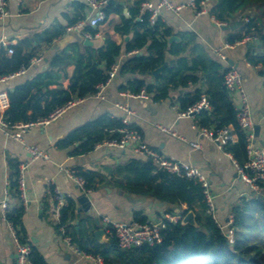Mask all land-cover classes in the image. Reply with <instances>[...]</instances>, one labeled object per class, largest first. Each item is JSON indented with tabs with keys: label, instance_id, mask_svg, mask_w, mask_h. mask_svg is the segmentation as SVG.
Listing matches in <instances>:
<instances>
[{
	"label": "trees",
	"instance_id": "16d2710c",
	"mask_svg": "<svg viewBox=\"0 0 264 264\" xmlns=\"http://www.w3.org/2000/svg\"><path fill=\"white\" fill-rule=\"evenodd\" d=\"M143 1L134 2L129 17L124 15L122 5L108 3L105 7L106 19L101 24L112 14H119L121 22L115 25L114 30L124 37L130 35L129 40L117 43L106 34L99 47L85 45L81 41L69 43L49 59L47 70L35 74L9 91V106L4 119L11 123H26L49 118L68 102L95 94L97 86L107 81L110 71L123 53L146 48L145 54H133L120 64L117 74L133 76L120 89L133 94L145 90L154 101H163L169 98L172 89L187 87L189 83L206 84V89L198 87L181 95L180 111L206 98L211 109L202 110L196 115L198 124L210 129L232 125L238 134V140L227 145L226 150L239 163H244L248 158L246 134L238 125L234 101L224 85V74L229 65L217 57H211L197 41V35L193 31L183 32L178 41L170 42L172 28L160 17L156 24H151L150 12L141 8ZM79 6L84 8L83 4ZM238 12L244 13L238 18V31L233 35L229 34L227 41L234 44L249 36H257L264 49V0H214L213 4H209V13L222 22L234 19L232 15ZM245 15L248 22L244 20ZM83 20L85 16L78 14L70 24L73 26ZM99 26L86 25L82 34L94 36L98 33ZM66 33L67 27L56 25L45 30L41 36H36L35 40L41 37L42 42L50 45ZM10 46L14 49L11 56L6 47L0 46V78L29 67L31 60L40 56L41 47H32V40L29 38ZM168 54L175 59L159 74L153 75V71L167 62ZM247 57L255 66L262 64L260 73L264 75V51L260 54L249 52ZM71 65H74V71L65 88L60 82V71L65 72ZM148 76H153V82L146 80ZM123 127L125 124L121 118L101 115L66 133L56 141L55 146L72 147V155L87 154L105 140L119 138L121 133L118 130ZM130 127L135 126L132 124ZM19 165L17 160L10 162L12 173L9 178L8 202L17 203L6 209L5 216L15 228L19 240L29 243L23 224L25 205L17 179ZM78 173L85 178L87 191L99 187L102 180L99 173L83 169H78ZM113 176L121 181L126 180V184L121 187L130 193L151 196L171 206L185 205L183 216L190 210L195 211L198 225L183 224L182 219L178 223L168 222L161 243L125 250L119 247L114 237L101 242L83 226L77 228L74 223L76 205L69 198L67 205L60 209L57 229L65 226L78 248L103 257L104 264H264L263 199L255 197L232 209L235 241L230 244L212 217L206 213L207 204L202 187L195 180L179 177L158 168L148 159L137 157L117 165ZM135 220L144 222L147 218L137 212ZM29 259L31 264H48L33 246Z\"/></svg>",
	"mask_w": 264,
	"mask_h": 264
},
{
	"label": "crops",
	"instance_id": "0c3cea01",
	"mask_svg": "<svg viewBox=\"0 0 264 264\" xmlns=\"http://www.w3.org/2000/svg\"><path fill=\"white\" fill-rule=\"evenodd\" d=\"M135 1L113 0L110 4L122 5L124 15L129 17L130 8ZM172 1L180 3L185 0ZM211 1L209 4L214 3V0ZM79 4H83L84 8ZM7 9L8 15L0 19V46L4 42L17 44L29 38L32 40V47H37V45L41 47L39 55L43 57L40 62L31 63L25 72H15L0 81V93H5L7 96L8 106L9 91L35 74L47 70L49 59L69 43L74 41L84 43L85 39H89L92 41L91 46L99 47L103 44L106 34H109L117 43H126L130 38V35L124 37L114 30L115 25L121 22L119 14H112L104 24L98 27L99 31L94 36L89 33L82 34L83 28L70 30L74 26H71L70 21L78 14L84 15L85 20L88 19L91 9L85 0H8ZM243 15L244 13L238 12L232 15L234 19L223 21V25L220 26L218 25L219 20L210 13L196 16L195 10L191 7H185L178 14L163 10L160 18L172 28L173 35L177 36L178 40L183 32H195L197 41L211 57L216 58L213 49L222 46L227 42L229 34L233 35L238 31V18ZM56 25L67 27V33L50 45L42 42L41 37L35 40L36 36H41L45 30ZM263 51L261 42H251L247 45V41L226 50L228 59L238 65L237 68L244 76V86L253 120L259 127L254 139V145L257 147L264 145V75L260 73L263 68L262 64L253 65L247 54L249 52L260 54ZM145 53L146 48L123 53L117 63L120 65L133 54ZM8 55L11 56V54ZM174 59L173 55L168 54L167 62L162 69ZM73 71L74 65L69 66L65 72L60 71V82L63 87L68 86ZM131 78H133L132 75L117 74L106 87L104 100L94 95L79 99L48 125H37L30 128L21 141L7 137L3 128L0 127V264H16V246L9 226L3 218L1 203L5 199V188L12 173L10 162L12 160L22 162L29 158L26 145H36L50 155L48 161L44 159L33 161L27 170L25 192L28 203L23 216L27 241L43 255L48 264H93L77 257L67 247L57 229L59 218L55 215L56 201L53 186L59 187L64 195L74 200L76 227L83 226L93 235L98 229L106 233L104 216L116 221L130 222L135 220V213L138 212L149 220H156L166 211L181 213L186 207L181 204L171 206L151 196L130 193L121 187L126 184V180L121 181L113 176L116 166L129 161L132 157L144 159L135 155L131 147L119 149L100 143L93 151L76 156L71 153L72 147L57 148L55 146L59 138L88 120L105 114L112 117L125 116V112L116 107V104H125L130 107L133 111L130 115V123L140 131L143 139L151 147L203 169L211 183L215 196L216 214L221 222H229L232 209L236 205L256 197L250 187L238 177L235 165L226 152L200 135L199 128L196 127L198 123L196 116L179 117L181 95L198 87L206 89V84L189 83L187 87L172 89L166 100L154 101L149 94L147 97H134L129 91L121 90L120 87ZM146 80L153 82L154 79L153 76H148ZM159 126L172 128L186 140L163 132ZM196 140L201 143V149L191 147L190 141ZM237 140L236 132L232 143ZM61 166L92 170L101 175L102 180L99 187L88 193L91 203L89 210L82 207L79 201L85 193L68 178ZM16 203L17 201L10 202L9 205L15 206ZM196 210L199 209L196 208ZM108 240L106 234L101 242Z\"/></svg>",
	"mask_w": 264,
	"mask_h": 264
},
{
	"label": "built area",
	"instance_id": "2783aa9c",
	"mask_svg": "<svg viewBox=\"0 0 264 264\" xmlns=\"http://www.w3.org/2000/svg\"><path fill=\"white\" fill-rule=\"evenodd\" d=\"M209 1L210 0H185L184 2L175 3L172 0H144L141 3V8L143 11H149V20L151 24H156L163 10L172 11L174 13H180L185 7H191L195 10L196 16L209 13ZM87 5L91 9V13L88 19L78 22L71 29H81L86 25L91 27H97L103 23L106 19L105 7L109 3V0H85ZM8 0H0V19H4L8 15ZM249 21L247 17L244 19ZM218 25H223L222 21L218 22ZM258 39L257 36H249L244 41L236 42L234 44L225 42L222 46L213 49L216 57L228 64V57L226 55V50L233 48L235 45L242 42H254ZM6 47L8 54H13L14 49L4 42L2 44ZM43 59L42 56H38L31 60V63L40 62ZM30 63V64H31ZM229 65V64H228ZM119 64H115L109 73V78L106 82L101 83L97 86V92L93 94L98 99L104 100L106 98L105 89L109 83L116 77ZM26 67H23L20 71L25 72ZM7 78V76L1 77L2 79ZM224 85L231 93V97L235 104V109L237 112L238 125L242 131L246 134V150H247V160L244 163H239L233 155L226 150L227 145L233 142L235 137V130L232 125H226L217 129H210L206 126H200L199 133L202 137L207 138L217 145L218 148L226 152V154L233 161L238 177L250 187L252 192L256 197L264 200V145L257 147L254 145V126L255 122L253 120L251 106L249 104L248 96L244 86V76L241 70L235 66L229 65L226 73L224 74ZM264 93V87H263ZM134 97H147L145 90L140 93L133 94ZM79 100V99H78ZM77 100L70 101L61 108L57 109L49 118H45L36 122H15L11 123L4 119L5 110L8 106V98L5 93H0V127L3 128L4 133L7 137L21 141L23 140V135L32 127L37 125H48L53 120L61 116L67 109L72 107ZM120 110L125 112V116L119 117L122 119L125 127L121 128V136L119 138H114L110 140H105L103 143L111 147H116L119 149H125L131 147L134 154L142 157L144 159H150L158 168L166 170L169 173L175 174L179 177H184L188 179L195 180L198 182L206 200V213L210 215L213 221L221 229V231L226 236L228 242L233 244L235 241V230L233 228V216L227 223L221 222L216 214L215 196L212 191V186L209 181L207 174L200 167L183 161L175 156L167 155L158 149L151 147L142 137L140 131L135 127H130V115L133 111L125 104H116ZM211 104L206 99L203 98L199 102L189 106L184 111H179V117H193L199 114L202 110H210ZM196 125V124H195ZM160 129L169 133L174 137L181 140H186L184 136L178 134L175 130L169 127L159 126ZM113 131V130H112ZM111 131V132H112ZM190 145L193 149H201V143L196 141H190ZM26 149L29 152V158L20 162L19 172H18V183L21 188L22 202L27 206L28 198L25 192V182L26 173L30 164L37 159L50 160V155L47 151L41 149L36 145H26ZM63 171L66 173L69 179L74 181L85 194L90 193L85 188L86 180L83 176L78 173V169L71 167H62ZM9 182L5 188V199L1 203V208L3 210V218L9 226V230L13 237L16 246V264H31L29 256L32 250V245L30 243H22L13 225L6 220V209L10 206L8 202V197L10 195ZM54 197L56 201L55 215L57 218L60 216V209L67 205L69 196L62 193L59 187L53 186ZM183 219V214L166 211L163 215L156 220L137 221L133 220L130 222L126 221H116L110 219L108 216L103 217L105 224L107 237H114L119 247L125 250H131L136 247L143 245L154 246L162 242L164 237V230L166 229L167 223H178ZM59 232L63 237L67 247L79 258L86 259L93 264H104L103 257L99 255H93L87 253L80 248H78L71 234L68 232L65 226L59 227Z\"/></svg>",
	"mask_w": 264,
	"mask_h": 264
},
{
	"label": "water",
	"instance_id": "95a60500",
	"mask_svg": "<svg viewBox=\"0 0 264 264\" xmlns=\"http://www.w3.org/2000/svg\"><path fill=\"white\" fill-rule=\"evenodd\" d=\"M112 2H113V0H109V3H112ZM177 40H178V37L175 36V35L171 36L170 39H169L170 42L177 41ZM254 42H260V40L259 39H256ZM250 43L251 42H247V45H249ZM84 44L85 45H91L92 44V41H90L89 39H85ZM228 64L229 65H232V66H235V67L238 66L231 59H228ZM161 70H162V67H159L158 69H156L155 71H153V75L159 74L161 72ZM258 129H259V127L257 125H255L254 126L255 135H257V133H258ZM79 201L81 202L82 207H84L86 210H89L91 208L90 195L89 194L83 195L79 199ZM182 223L183 224L189 223V224H192V225H198L197 220H196V216H195V212L193 210H190L189 212H187L184 215L183 219H182ZM94 235H95V237H96V239L98 241H101L103 239V237L106 236V233H105L104 230L98 229V230L95 231Z\"/></svg>",
	"mask_w": 264,
	"mask_h": 264
},
{
	"label": "rangeland",
	"instance_id": "374dc122",
	"mask_svg": "<svg viewBox=\"0 0 264 264\" xmlns=\"http://www.w3.org/2000/svg\"><path fill=\"white\" fill-rule=\"evenodd\" d=\"M244 17H246V15H245ZM240 18H241V17H240Z\"/></svg>",
	"mask_w": 264,
	"mask_h": 264
}]
</instances>
